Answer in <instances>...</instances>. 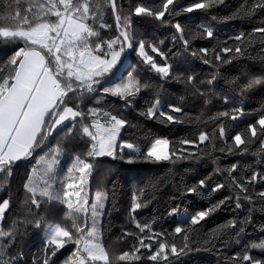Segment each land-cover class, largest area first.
<instances>
[{
  "label": "snow or ice",
  "instance_id": "snow-or-ice-1",
  "mask_svg": "<svg viewBox=\"0 0 264 264\" xmlns=\"http://www.w3.org/2000/svg\"><path fill=\"white\" fill-rule=\"evenodd\" d=\"M223 2L190 0L184 4L181 0L152 3L139 0L130 5L125 13L123 5L118 10L117 0H0V41L15 44L11 54L0 65V176L3 177L0 179V189L8 183L18 162L30 158L35 160L23 188L28 212L37 217L28 222L34 223L36 228L43 226L45 233L38 264H50L52 257L68 244L74 247L61 264H142L146 261L173 264L175 259L188 252L210 251L215 247L213 241L219 239L221 234L214 233L205 238L201 245L193 247L188 233L192 226L200 224L226 201L234 197L238 207L241 201H246L249 215L257 204L264 210V189L255 190L258 178L259 183L264 185V174L253 172L247 177L233 175L238 167L233 163L226 170L227 183L215 184L210 188L209 195L225 188L235 189L234 193L191 216L181 214L179 206L172 208L169 215L181 214L182 219L171 234L155 232L149 222L141 223L135 219L137 210L147 205L148 194L143 188L138 194H133L129 215L135 231H125L120 238L131 237L132 243L123 250L110 251L103 243L98 227L106 194L97 190L89 203L85 187L93 168L91 161L98 157L126 158L128 163L200 159V156L192 153L178 154L186 152L185 149L170 150L171 142L167 138L155 139L143 149L122 141L120 134L128 124L126 119L100 106L81 105L85 97H94L97 93L124 100L129 106L132 104L146 85H142L131 72L125 77L117 68L118 64L122 65L121 57L127 50L134 51L142 64L162 78L182 79L180 74L172 76L171 65L158 47L136 39L132 30L133 16L151 18L171 26L175 30L173 41L178 40L182 49L188 52L190 40L198 36L212 38L213 30L201 26L196 33H186L185 27L174 18L196 10L208 12ZM257 10L264 11V0H252L233 15L251 17ZM109 11L115 19L116 35L104 39L101 31L112 27L104 19ZM211 19L215 20L216 17L212 16ZM253 33L264 36V27L254 28ZM251 35L248 34L249 38L244 33L236 35L233 46L225 44L219 51L212 49L211 58L208 48L190 51L191 56L200 58L204 64H211L215 69L211 78L202 82L205 88L210 89L217 80L220 64H229L234 57L244 54L251 43ZM150 53L157 54L164 62L157 63ZM183 82L195 87L192 76ZM229 83L233 91L243 97L257 86H264V70L246 76L243 82L234 78ZM196 91L199 93V89ZM227 99L225 96V102ZM97 104H100V100H97ZM168 107L170 111H164L159 100H156L141 115L149 119L162 118L163 122H181L170 113H181L182 109L174 105ZM242 114V110L236 108L231 115L225 111L210 119L230 117L236 120ZM258 134L262 141L261 151H264V113L242 132L231 137L232 144H226L227 152L247 151V145ZM216 135L220 138L225 136L223 123L212 130V135L200 131L197 139L199 143L207 141L214 146ZM77 140L85 147L83 155H72L67 167L61 168V157L67 143ZM194 143L197 141H179L180 145ZM38 149L42 155H37ZM125 149L128 150L127 156ZM220 151L225 149L221 148ZM204 189L205 181L200 180L196 185L186 186L185 192L199 195ZM52 202L63 206L58 221H49L41 213V204ZM9 206L10 199L0 202V264H18V258L9 255L16 243L17 223L13 221L9 227L3 226L5 211ZM227 228L233 231V236L230 241L221 240V243L227 247L230 242L239 250L227 256L226 264H264V239L242 242L240 236L244 232V222L238 225L232 221ZM169 236H180L179 244ZM253 250L262 255L253 254ZM33 264H37L35 258Z\"/></svg>",
  "mask_w": 264,
  "mask_h": 264
},
{
  "label": "trees",
  "instance_id": "trees-1",
  "mask_svg": "<svg viewBox=\"0 0 264 264\" xmlns=\"http://www.w3.org/2000/svg\"><path fill=\"white\" fill-rule=\"evenodd\" d=\"M137 2L139 0H117L118 10L120 5H123V12L126 13L129 6ZM143 2L152 3L159 2V0H143ZM187 2L190 0H181V3L186 4ZM251 2L252 0H224L222 4L213 7L208 12L196 10L174 18L185 27L186 33L189 31L196 33L201 26L212 28L214 34L212 38L198 36L190 40V51L201 47L208 48L209 58L213 56L212 49L219 51L220 47L225 44L233 46L236 35L244 33L245 37L249 38L248 34H252L251 43L246 47L243 55L238 58L234 57L229 64H220V75L210 89L205 88L202 82L210 79L215 69L211 64H204L200 58L191 56L190 51H184L178 40L174 42L175 30L171 26L160 24L151 18L133 16L132 30L136 39L143 40L146 45L152 44L158 47L160 52L164 53L166 62L171 65L172 76L180 74L182 79L162 78L142 64L134 51L127 50L121 57L122 65L118 64L117 68L121 69L125 77L128 72H131L141 81L142 85H146L141 88L132 104L129 106L124 100L103 96L102 93H97L94 97H85L83 100L82 107L84 105L100 106L128 121L121 133L122 141L143 149L155 139L167 138L171 142L170 150L185 149L186 152L178 154L192 153L200 156V159L189 158L175 160V162L155 163H128L126 158L121 160L104 157L91 161L93 168L88 177L89 189L92 194L97 190L107 194V207L102 216L101 235L103 243L110 251L123 250L132 243L131 237L120 238L125 231H135L129 209L132 195L138 194L140 189L146 190L148 203L137 210L134 214L135 219L141 223L149 222L155 232L171 234L182 219L181 214L191 216L234 193L235 189L225 188L209 195L210 188L215 184L227 183L226 170L233 163L238 166L237 172L233 175L247 177L253 172L264 174V151H261L262 141L259 134L257 138L252 139L247 145V151L243 153L234 150L232 154H229L226 148V144H232L231 137L235 133L242 132L249 123H254L260 114L264 113V86H257L241 97L233 91V86L229 83L234 78H239V81L243 82L246 76L264 70V36L253 33L254 28L264 27V11L257 10L251 17H234L233 15ZM212 16L216 19L212 20ZM104 19L112 27L102 30L100 34L104 39H109L116 35L115 19L110 11L106 13ZM14 48L15 44L0 41V65L6 61ZM150 54L154 55L157 63L164 62L157 54ZM113 71L115 72L116 69ZM188 76L193 77L195 87H190L183 82ZM196 89L205 95L201 96ZM225 96L228 98L227 102L224 100ZM97 100H100L99 105ZM156 100H159L164 111H170L169 105L180 107L181 113L170 114L177 116L181 122H163L162 118L149 119L141 115V112ZM236 108L241 109L243 113L238 115L236 120L230 117L210 119L225 111L231 115L232 110ZM220 123H223L225 128V136L220 138L216 135L214 146L209 145L207 141L198 142L200 131L212 135V130ZM183 139L197 141V143L180 145L179 141ZM221 148L225 151H220ZM84 151L85 147L79 140L68 142L61 157V164H67L74 154L83 155ZM124 151L127 156L128 150ZM42 154L40 150L37 152V155ZM34 163L35 160L32 158L18 162L12 176L8 178V183L0 189V202L3 199H10V206L5 211L3 226L7 228L13 221L17 223L16 243L12 246L9 255L17 257L18 264H33L34 258L38 264L44 244V228L43 226L36 228L34 223L28 222L34 221L37 217L28 212V206L24 203L27 197L23 184ZM0 179L3 177L0 176ZM200 180L205 181V189L201 194L185 192L186 186L196 185ZM262 189L264 185L259 183L258 178L255 190ZM177 206L181 214L169 215L170 210ZM62 212L63 206L55 202L41 204V213L49 221H58ZM232 221H236L238 225L244 222V232L240 236L242 242H258L264 239V210H261V206L257 204L255 210L249 215L248 203L241 201L238 207L233 197L200 224L192 226L188 233L189 242L193 247L201 245L205 238L214 233L221 234L219 239L213 241L215 247L210 251L188 252L175 259L173 264H226L227 256L239 250L238 246L230 242L227 247L221 243V240H231L233 231L227 228V225ZM169 239H175L178 244L180 242V236H169ZM73 247L68 244L60 249L56 256L52 257L50 264H61ZM253 254L262 255L256 250H253ZM142 264H153V262L146 261Z\"/></svg>",
  "mask_w": 264,
  "mask_h": 264
},
{
  "label": "rangeland",
  "instance_id": "rangeland-1",
  "mask_svg": "<svg viewBox=\"0 0 264 264\" xmlns=\"http://www.w3.org/2000/svg\"><path fill=\"white\" fill-rule=\"evenodd\" d=\"M122 130H123V129H122ZM122 130H121V133H122ZM120 137H121V134H120ZM125 150H127V149H125ZM104 158H111V157L104 156ZM69 163H70V161H69L67 164H65V165H62V164H61L60 167H61V168H66L67 165H68ZM88 181H89V178H88ZM88 184H89V183L87 182V185H86L85 187H86V190H87V192H88L89 203H91V202H92V198L94 197L95 193L92 194V192H91L90 189H89ZM105 194H106V193H105ZM107 200H108V199H107V194H106L105 207H104V210H103L101 216L99 217V225H98V227H99L100 232H101L102 216H103L104 211H105V209H106V207H107ZM181 218H182V216H181ZM44 236H45V233H44Z\"/></svg>",
  "mask_w": 264,
  "mask_h": 264
},
{
  "label": "water",
  "instance_id": "water-1",
  "mask_svg": "<svg viewBox=\"0 0 264 264\" xmlns=\"http://www.w3.org/2000/svg\"><path fill=\"white\" fill-rule=\"evenodd\" d=\"M124 67V66H123ZM39 151V149L37 150V152ZM31 159V158H30Z\"/></svg>",
  "mask_w": 264,
  "mask_h": 264
}]
</instances>
